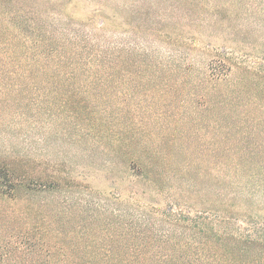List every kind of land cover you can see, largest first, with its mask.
Segmentation results:
<instances>
[{
    "label": "trees",
    "instance_id": "trees-1",
    "mask_svg": "<svg viewBox=\"0 0 264 264\" xmlns=\"http://www.w3.org/2000/svg\"><path fill=\"white\" fill-rule=\"evenodd\" d=\"M80 1L47 0L44 12L31 20L20 11L5 12L8 16L1 13L0 17L7 18L0 19L5 33L0 38V68L25 73L62 71L76 79L80 73L122 74L143 67L163 68L154 53L164 46L173 61L202 57L203 81L217 88L226 86V101L233 102L245 90L264 98L263 72H254L256 65L263 68V59L249 58L247 50L235 44L229 24L235 13L228 6L191 7L189 0L174 4L167 0H84L94 7L83 10ZM199 10L210 20L198 16ZM248 15L250 10L247 20ZM238 28L234 31L240 32ZM193 64L176 61L173 67L190 70ZM12 80L0 75V84ZM54 99L67 112L79 113L82 107L79 101L78 108L70 107L67 91ZM229 111L224 120L233 125L237 120L232 107ZM139 139L127 144V179L155 201L131 203L139 192L130 191L126 206H134L133 211L122 222L112 214L114 221L106 223L108 234L86 232V222L76 226L75 218L56 211L41 215L36 224L41 235L27 253L46 256L48 264L57 258L62 264H264V140L233 135L224 126L219 174L211 175L214 187L204 188L189 153L145 149ZM132 144L138 149H130ZM63 181L43 178L21 169L16 160L0 158V199L4 201L17 202L23 193L88 189L74 178ZM124 195L119 191L116 197ZM55 221L60 229L54 227Z\"/></svg>",
    "mask_w": 264,
    "mask_h": 264
},
{
    "label": "rangeland",
    "instance_id": "rangeland-1",
    "mask_svg": "<svg viewBox=\"0 0 264 264\" xmlns=\"http://www.w3.org/2000/svg\"><path fill=\"white\" fill-rule=\"evenodd\" d=\"M263 1L189 0V6H228L235 13L229 23L233 28L231 37L235 44L247 50L249 58L263 59V68L256 65L254 72L262 71L264 75ZM167 2L174 4L177 0ZM0 3V14L20 11L27 20L35 14L41 15L47 6V0H0ZM79 5L83 10L94 7L86 5L84 0ZM198 12V16L210 20L204 10ZM235 27L240 32H235ZM4 35L0 23V38ZM166 49L158 46L154 53V60L162 62L163 68L143 67L122 74L80 73L76 79L62 71L25 73L0 68V75L13 78L0 84V158L16 160L21 169L37 172L43 178L53 176L64 182L70 177L88 186L82 192L75 189L23 193L17 202L0 199V264L49 263L46 256L39 258L27 253L41 235L36 228L41 215L56 211L75 218L76 226L80 221L86 222L83 228L86 232L108 234L107 222L114 216L122 222L133 211L134 206H126L130 191L139 192L131 203L154 202L151 194L144 195L127 179L124 156L133 138H141L145 149L189 153L198 166L204 188L214 187L211 175L219 174L224 126L233 135L264 140V98L245 90L233 102L226 101V86L217 88L203 81L202 57L192 55L187 61L177 58L181 64L195 62L190 70L173 67L176 61ZM68 78L74 79L66 82ZM95 78L102 81H88ZM65 91L71 97L70 107L78 108L76 101L82 103L79 113L67 112L54 99ZM81 97L87 101L83 102ZM251 97L254 100L249 101ZM231 107L237 120L233 125L224 120L225 112L229 113ZM130 149L138 148L132 144ZM116 189L126 195L119 199ZM54 224L56 229L61 228L56 221ZM51 261L62 264L59 258Z\"/></svg>",
    "mask_w": 264,
    "mask_h": 264
}]
</instances>
